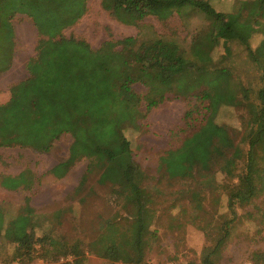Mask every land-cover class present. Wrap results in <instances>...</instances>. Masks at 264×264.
<instances>
[{"label": "trees", "instance_id": "16d2710c", "mask_svg": "<svg viewBox=\"0 0 264 264\" xmlns=\"http://www.w3.org/2000/svg\"><path fill=\"white\" fill-rule=\"evenodd\" d=\"M99 2L104 12L126 26L136 27L149 16L164 23L185 7L203 12L210 26L192 38L187 52L175 41H139L131 36L104 41L93 49L83 39L63 36V31L85 15L87 0H0V73L12 65L11 20L16 13L29 17L38 34L36 54L25 65L28 78L13 84L8 102L0 104V147H33L29 137L37 147L40 142L35 136L38 140H50L46 130L51 129L53 122L58 123L54 136L71 132V126L73 130L95 131L97 138L88 135V139L99 154L87 173L99 171L97 183L110 185V202L121 205L126 214L124 224L119 223L122 219L118 214L108 220L105 226L116 227L114 233L104 234L103 242L97 241L85 249L80 243L67 245L50 232L36 236L38 226L31 219L26 199L22 211L7 222L0 207V236L13 245L14 261L18 263H44L71 256V264H83L87 252L112 264H144L147 235L154 218L151 198L142 186L148 177L134 160L125 137L117 141V151L108 142L105 144L112 138L106 118L113 116L114 128L121 132L137 129L144 113L167 97H194L195 104L183 115V127L173 131L172 135L177 133L180 138L178 143L162 152L157 168L163 169L169 178H193L194 172L209 170L211 163L219 159V170L236 178L226 200L231 218L224 222L222 236L202 260V264H216L212 257L219 255V248L229 236L236 208L251 204L264 191V40L253 49L249 40L255 29L235 16L218 12L208 0ZM259 2H254L251 11L259 9ZM219 39L227 53L230 42L241 44L260 71L262 85L254 100L249 97L250 89L236 81L228 69L215 66L212 52ZM137 83L147 88L143 98L133 89ZM141 101L145 103L144 113L139 109ZM222 106L246 108L249 120L241 138L245 148L234 143L227 128L216 122ZM85 111L89 112L91 123L81 124ZM97 140L105 146L98 145ZM77 144L76 154L82 156L84 143ZM241 159L243 168L239 175H234L235 165ZM84 180L85 177L79 188ZM253 260L264 264V252L254 254Z\"/></svg>", "mask_w": 264, "mask_h": 264}, {"label": "rangeland", "instance_id": "374dc122", "mask_svg": "<svg viewBox=\"0 0 264 264\" xmlns=\"http://www.w3.org/2000/svg\"><path fill=\"white\" fill-rule=\"evenodd\" d=\"M208 1L218 12L235 16L255 29L249 40L253 49L264 40V2ZM255 1L260 3V7L253 12L251 8ZM15 16L11 20L14 27V63L8 71L0 73V104L8 102L9 89L13 84L28 78L26 61L36 54L34 39L22 42L20 32L24 39L28 37L27 32L17 30L22 29L25 18L19 13ZM209 26V18L191 7L183 8L164 23L149 16L136 27L126 26L104 12L99 0H87L85 15L63 31V36L83 39L93 49L104 41H117L129 36L139 41L162 38L177 42L187 52L192 38L207 31ZM228 47L229 53L222 40H218L212 52L215 66L228 69L236 81L250 89L249 97L254 100L256 90L262 85L260 71L252 64L241 44L233 41ZM133 89L141 98L147 93V88L138 83L133 85ZM195 102L194 97L169 96L159 106L144 113L145 103L141 101L139 109L145 114L144 118L138 121L137 129L128 128L123 132L114 128L113 116L106 118L112 128V138L105 144L108 142L109 147L117 151V141L125 137L130 142L134 160L148 177L142 186L151 198L150 208L154 218L147 235L144 264H202L205 253L222 236L224 222L231 218L226 200L236 178L219 170L221 160L212 162L209 170L194 172L193 178H169L163 169L157 168V159L162 152L178 143L180 138L177 133L172 135L173 131L183 127V115ZM81 117V124L91 123L89 112L85 111ZM248 120L249 114L241 106H222L216 115V122L225 126L234 143L242 148L246 147L241 138L247 130ZM73 128L71 126V132L54 136L58 123L53 122L51 129L46 130L50 140H38L35 136L40 142L38 148L36 141H30L32 137L28 138V142H32L33 147H0V207L7 222L22 211L28 199L31 219L38 226L36 236L50 232L52 237L67 245L80 243L87 249L92 243L103 242L104 234L114 233L116 227L105 226L108 220L118 214L122 219L119 223L124 224L126 214L121 205L115 206L110 202V185L97 183L99 171L87 173L90 163L99 154L94 151V143L88 139V135L97 138L95 131L83 132ZM77 143H84L82 156L76 154ZM97 143L105 146L98 140ZM44 147L47 150L43 151ZM242 168L241 159L235 165L234 175H239ZM83 177L84 183L79 188ZM236 214L229 226V236L219 248V255L212 257L216 264H256L253 255L264 252V191L251 204L237 207ZM13 249V245L0 236V264H25L14 261ZM71 263L72 257L66 256L34 264ZM83 264L112 263L86 252Z\"/></svg>", "mask_w": 264, "mask_h": 264}, {"label": "crops", "instance_id": "0c3cea01", "mask_svg": "<svg viewBox=\"0 0 264 264\" xmlns=\"http://www.w3.org/2000/svg\"><path fill=\"white\" fill-rule=\"evenodd\" d=\"M100 3V2H99ZM100 5V4H99ZM20 16H22V17H24L25 18V21H24V25H23V27H21L22 29H20V28H17V30L18 31H26L27 32V39H24V36H23V34H22V32H20L21 33V35H22V37H21V40H22V42H25V43H28L31 39H34V41H35V43L37 42V39H38V34H37V31H36V28H35V26L33 25V22H32V20L29 18V17H27L26 15H23V14H19ZM13 25V24H12ZM13 30H14V27H13ZM16 30V29H15ZM16 30V31H17ZM33 56H31V57H29L28 58V60L30 59V58H32ZM27 60V61H28ZM27 61H26V63H27ZM13 63H14V60H13ZM12 63V64H13Z\"/></svg>", "mask_w": 264, "mask_h": 264}]
</instances>
